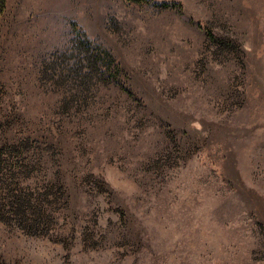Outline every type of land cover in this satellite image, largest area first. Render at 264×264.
Instances as JSON below:
<instances>
[{
  "label": "rangeland",
  "instance_id": "1",
  "mask_svg": "<svg viewBox=\"0 0 264 264\" xmlns=\"http://www.w3.org/2000/svg\"><path fill=\"white\" fill-rule=\"evenodd\" d=\"M0 264H264V0H7Z\"/></svg>",
  "mask_w": 264,
  "mask_h": 264
},
{
  "label": "trees",
  "instance_id": "2",
  "mask_svg": "<svg viewBox=\"0 0 264 264\" xmlns=\"http://www.w3.org/2000/svg\"><path fill=\"white\" fill-rule=\"evenodd\" d=\"M135 2L137 3H144L145 0H134ZM6 5H7V0H0V19L2 18V16L4 15L5 13V9H6ZM162 7H165V8H171L172 6H174V4L172 5H169L167 3H163L161 4ZM177 6H180L179 4H177ZM212 38L215 39V36L212 34ZM223 42V41H222ZM223 45L225 44L224 42L222 43ZM93 51V50H92ZM90 51H88L86 54H89ZM87 62H91V65H93L92 67L95 68L92 69L94 72H96L97 75H106L108 72L107 70V65L105 64V62H103V64H101L100 66L97 64V60L94 58V57H87L86 59ZM121 91H126L128 89H124L123 87H120ZM127 92V91H126ZM56 180V179H55ZM58 180V179H57ZM52 181V180H51ZM50 181V182H51ZM53 181H54V178H53ZM60 181V180H58ZM55 182V181H54ZM21 201H18V203L20 204Z\"/></svg>",
  "mask_w": 264,
  "mask_h": 264
}]
</instances>
